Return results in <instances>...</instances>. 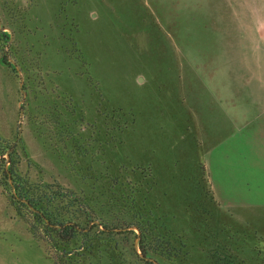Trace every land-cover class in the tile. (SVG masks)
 Instances as JSON below:
<instances>
[{"label": "rangeland", "instance_id": "rangeland-1", "mask_svg": "<svg viewBox=\"0 0 264 264\" xmlns=\"http://www.w3.org/2000/svg\"><path fill=\"white\" fill-rule=\"evenodd\" d=\"M0 21V264H148L136 225L159 264H264V155L228 119L264 110V0H0ZM57 189L89 208L40 203L69 238L22 202Z\"/></svg>", "mask_w": 264, "mask_h": 264}, {"label": "crops", "instance_id": "crops-1", "mask_svg": "<svg viewBox=\"0 0 264 264\" xmlns=\"http://www.w3.org/2000/svg\"><path fill=\"white\" fill-rule=\"evenodd\" d=\"M248 101L250 103L255 104V105L257 104V106H259L260 104H262L264 106V99L252 98V99H249ZM234 103L236 104L235 107H237L238 103L237 102H234ZM234 115H232L233 117L228 116V119H230L231 124L234 125L232 133H233V135H237L238 133H240V132H238V133L236 132V130H237L236 124L240 125V123H242L243 125L241 126V130H242L241 136H242V134L244 135L243 139H239V138L235 139L234 136H232V135L229 136L232 133L227 134V135L223 136V139L221 141H219L213 147V149L209 152V156H210V158L208 159L209 168L216 170V172H217V176L216 177L219 178L220 186H221V183H222L221 181L224 179V174L222 172L225 170L224 166H223V163L226 160H225V158H223V155L221 154L217 161H212L211 154L213 153V151H219V150L222 151L225 147L229 148L228 147L229 145H232L233 143H235L239 139V140H244L245 141L244 142V149H243V151L241 150V152H240L241 154L244 155V158H246V156L249 153H254V151H256L258 153V155H260V154L264 155V144H263L262 140H261V144L259 145V147H262V148L258 147L257 150H251L252 148H249V145L254 143L253 142V136H254V138H260V139L264 140V110L260 111L259 114H257V116H255L252 119L251 118H247V116H246L245 119L241 120V119H238L237 117H234ZM220 133L222 135V132H220ZM255 133L257 135H254ZM246 134H248L247 137H246ZM254 166L255 167H251L250 166V167L246 168L247 172H248V176H250V172H252V173L255 172V174L258 177H261V178L263 177V179H261V180L264 182V164H261L259 162V165H257V166L254 165ZM244 175L246 176V173ZM252 175H254V174H252ZM216 195L219 197V193L216 194ZM219 199H220V197H219ZM261 201H264V200L257 201L256 202L257 205L255 204L252 208H254L255 206L264 207V202H261Z\"/></svg>", "mask_w": 264, "mask_h": 264}, {"label": "trees", "instance_id": "trees-1", "mask_svg": "<svg viewBox=\"0 0 264 264\" xmlns=\"http://www.w3.org/2000/svg\"><path fill=\"white\" fill-rule=\"evenodd\" d=\"M0 33H2L3 36H6V34H7L5 32H2L1 29H0ZM5 61H6V59L4 60V63H5ZM5 64L11 65V63H9V62H6ZM0 148H1L0 149V154H2L3 147L1 146V140H0ZM9 171H10V173H9ZM11 171L12 170H10V169L9 170L5 169L3 177L5 179L9 178V174L12 175ZM17 191L22 192L21 187H18ZM24 194H23L22 197L25 200L29 201L30 205L32 207H34L36 210H40L39 209L40 203H43L44 200H46L47 203H48V201L49 202L51 201V204H52L53 202L55 203L58 199H63V200L67 199V200H69L71 202V205H73V206L76 205L77 208H78L77 210H72L70 212L71 215L79 213V214H81V215H83V216H85L87 218L89 217V208L87 207L86 203L83 202L82 200H77L75 197H73V194L71 192H69V191H64V190L57 189V191H54L53 193H51V196H49L50 194L45 193L41 197L39 196L37 198H35V197L34 198L27 197V196H24ZM49 205H50V203H49ZM46 210L48 211V208ZM46 210L45 211H41V212H42V214L44 216L43 217V219H44L43 222L45 223L46 228L49 229V231H50L49 234H51V237L54 236L55 233H59L60 237H62L64 235H67L68 238H69V237H72L73 233H79V231L82 230V228L79 229V226H77V225H71V224H68V222L63 221L62 219H60L61 217L59 215H55L54 216L57 219V220L54 221V217H52V214L50 213L51 215H47L46 214V212H47ZM46 220H48L50 224L55 225L56 226L55 229H52L51 227H49L47 225V223H46ZM136 226L139 228L141 233H143L142 228H140L139 225H136ZM83 230H85V229H83ZM82 235L87 236L86 234H83V233H82ZM51 239L53 241H55L54 238H51ZM140 241H141V250L143 251L142 254L147 257L148 253L146 252V249L143 246L144 239L141 237ZM54 247L56 249V246H54ZM141 261H143V260L141 259Z\"/></svg>", "mask_w": 264, "mask_h": 264}, {"label": "water", "instance_id": "water-1", "mask_svg": "<svg viewBox=\"0 0 264 264\" xmlns=\"http://www.w3.org/2000/svg\"><path fill=\"white\" fill-rule=\"evenodd\" d=\"M0 23H1V21H0ZM11 38H13L12 33H11ZM12 64L15 66V68L17 69L19 75L21 76L22 73H21L19 67L16 65V63H15L14 61H12ZM22 85H23V84L21 83V86H22ZM22 202H24L26 205H28V206L30 207V209H32V211L36 212V209L30 205L29 201H27V200H25V199H22ZM94 223H96L100 228H102V226L99 224L98 221H95ZM55 227H56V226H55ZM59 228H60V227H59ZM134 228L138 231V234H139L138 237H137V241H136V247H137V245H138V241L140 240L141 232H140V230H139L138 227H134ZM132 229H133V227H129V228H123V229H116V231H118V232H121V231L124 232V231H130V230H132ZM103 230H106V229L103 228ZM140 257H141V258H146L142 253H140ZM146 259H148V260H149V259L152 260L151 258H146Z\"/></svg>", "mask_w": 264, "mask_h": 264}, {"label": "flooded vegetation", "instance_id": "flooded-vegetation-1", "mask_svg": "<svg viewBox=\"0 0 264 264\" xmlns=\"http://www.w3.org/2000/svg\"><path fill=\"white\" fill-rule=\"evenodd\" d=\"M9 173H10V171H9ZM9 176H10V180H11V174H9ZM18 190V187H16V192H18L17 191ZM16 196H19V194H16ZM36 218H40V219H42V220H44L43 219V214H42V212L41 211H39V210H36ZM46 223H47V225L49 226V227H51L52 229H55V225H52V224H50L49 223V221L48 220H46ZM107 231H108V229H107ZM141 232V231H140ZM140 238H141V235H140ZM145 256V255H144ZM146 257V256H145ZM146 258H150V257H146ZM146 258H141L144 262H147L148 264H159V262L157 261V260H155V259H153V258H151L152 260H148V259H146Z\"/></svg>", "mask_w": 264, "mask_h": 264}]
</instances>
